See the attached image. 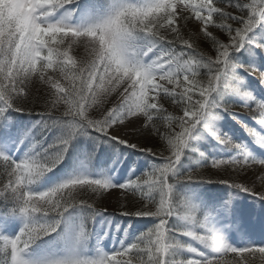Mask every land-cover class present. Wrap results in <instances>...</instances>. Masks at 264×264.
<instances>
[{
  "label": "snow or ice",
  "instance_id": "1",
  "mask_svg": "<svg viewBox=\"0 0 264 264\" xmlns=\"http://www.w3.org/2000/svg\"><path fill=\"white\" fill-rule=\"evenodd\" d=\"M249 77L264 86V0H0V264H264V94ZM81 137L92 150L69 171ZM101 145L147 163L97 171ZM112 190L127 210L96 207ZM241 196L260 205L259 240ZM105 214L140 226L98 230Z\"/></svg>",
  "mask_w": 264,
  "mask_h": 264
},
{
  "label": "rangeland",
  "instance_id": "2",
  "mask_svg": "<svg viewBox=\"0 0 264 264\" xmlns=\"http://www.w3.org/2000/svg\"><path fill=\"white\" fill-rule=\"evenodd\" d=\"M188 31L194 32L195 27L190 25V28ZM187 38V32L185 33ZM202 39V38H200ZM200 39L196 42L199 44ZM200 45V44H199ZM246 62V61H245ZM249 86L251 88H254L257 93L264 94V86L259 85L258 81L255 77H249ZM249 118L246 113L241 112L239 113V118L243 120V118ZM259 119V117H257ZM23 119L29 120L30 118L27 116H24ZM258 119L255 123V127H259ZM221 126L224 131L229 132V134H233L235 137L239 138L238 136L244 138L248 141L253 148L259 147L258 145H255L252 142V138L248 135L246 132V135L242 136V127L236 122V120H233L231 116L225 115L224 119L220 122ZM248 123V122H247ZM90 142V140L88 141ZM142 143H146V141H142ZM147 144V143H146ZM92 145V142L89 143V145H82L80 154L75 156L72 160L71 168L69 171L76 169L80 166L81 160L84 158L85 150L91 151V147H86ZM199 146L202 151L208 152L209 154H214L216 149L215 142L211 139L208 140H201L199 142ZM264 151V149H262ZM145 158L142 154L135 152L133 149H126L121 152L118 149H113L111 145H101L99 149L96 150L95 157L90 162V167L99 171L101 169H115L118 176H127L128 170L135 165L138 170H142L143 167L146 165ZM223 186L221 185H207L206 189L209 192H217L219 191ZM121 193L119 190H112L110 194H108L107 200L105 201L104 206H102V209H107L109 213L113 212L112 207H110V204L117 199L118 196H120ZM256 204V206H254ZM240 205L243 209H245L247 212L251 213V215L254 218V226L255 230L258 231L259 235L256 236V239L261 238L260 236V221H261V209L260 205L252 198L241 196L240 197ZM111 220L113 224L120 223L121 226H126L129 222H132L134 227H139L140 222L139 221H131L129 218H113L109 214H105L104 217H97V228L98 230H103L102 225L107 224V222Z\"/></svg>",
  "mask_w": 264,
  "mask_h": 264
},
{
  "label": "trees",
  "instance_id": "3",
  "mask_svg": "<svg viewBox=\"0 0 264 264\" xmlns=\"http://www.w3.org/2000/svg\"><path fill=\"white\" fill-rule=\"evenodd\" d=\"M189 28H190V26H189ZM199 44H200V45H199V46H200V49H201L202 51H208V44H207V42H205V41L203 40V38L200 39ZM74 55H76L78 58H83L86 54H85V52H84L83 47H79V48L76 50V52H74ZM33 91H34V93H35L37 96H42V94H43V89H42V86L39 84L38 81H35V82H34V84H33ZM109 99H110L112 102L115 101V97H114V96H113V97H110ZM42 102H43V101L41 100L40 103H42ZM107 106H111V104H109V105H107ZM165 107H168L170 112H174V113L177 114V115L181 114L178 110L175 109V106L169 107V104L166 103V104H165ZM38 110H42V109H38ZM241 118H243V117H241ZM257 119H258V118H257ZM243 120H244L245 122H248L249 124H251L253 127H255V123H256V121H257V120H256V121H253V120H251L250 118H243ZM241 133H242V136H243V137L246 135V131H245L244 129H242ZM238 137L240 138V136H238ZM241 139H244V140H245V137H244V138L241 137ZM88 141H89L88 138L81 137V138H79L78 141H76V142H74V143L79 144V145H81V146L84 145V144H85V145H87V144L89 145V143H91V141H90V142H88ZM146 143L148 144V146H152V145H154V144L157 145V146H159V144H162L163 141H158L157 139H153V140H150V141H146ZM80 151H81V149H80ZM165 154H167V153H165ZM198 171L203 172L205 178H210V179H213V180H216V179H220V178H222L220 175H218V173L220 172L219 169H211V170H209L208 168H200V169H198ZM108 194H109V193H104V195L101 196L99 199L93 197V200L95 201V203H96V207H97V208L102 209V206H104L105 201L107 200ZM93 200H90L89 202H93ZM120 203H124L125 205H127V204H128V200H127V199H124L123 201L118 202V200L116 199L115 201H113V202L110 204V207L114 208V209H112V210H113V211H116V212H120V211H123V210H127L126 208L122 209V208L120 207ZM125 218H128V217H125ZM129 219H130V218H129Z\"/></svg>",
  "mask_w": 264,
  "mask_h": 264
}]
</instances>
